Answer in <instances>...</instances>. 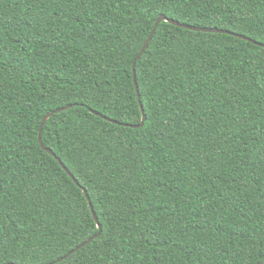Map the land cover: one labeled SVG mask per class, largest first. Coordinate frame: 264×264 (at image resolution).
Returning a JSON list of instances; mask_svg holds the SVG:
<instances>
[{"label": "trees", "instance_id": "16d2710c", "mask_svg": "<svg viewBox=\"0 0 264 264\" xmlns=\"http://www.w3.org/2000/svg\"><path fill=\"white\" fill-rule=\"evenodd\" d=\"M162 14L264 44V0H0V264H264V47L161 23L126 127Z\"/></svg>", "mask_w": 264, "mask_h": 264}, {"label": "water", "instance_id": "95a60500", "mask_svg": "<svg viewBox=\"0 0 264 264\" xmlns=\"http://www.w3.org/2000/svg\"><path fill=\"white\" fill-rule=\"evenodd\" d=\"M162 18H163V17H162ZM166 18H167V17H166ZM167 19H168L169 21H171L170 23H172V24H174V25H176V26H179V27H182V28H185V29L191 30V31H195V32H204V33H221V34L234 35V36H236V37H238V38H240V39H243V40H245V41H248V42H250V43H252V44H254V45H257V46H260V47H261V45H264V44L258 43L257 41H255V40H253V39H251V38H248V37H246V36H244V35L235 34V33H232V32H230V31L219 30V29H212V28H208V29H206V28H197V27H194V26H189V25L181 24L180 22L174 21V20L169 19V18H167ZM157 23L161 24L160 21H159V19H158V21L156 22V24H157ZM157 29H158V28H153L152 33H153V32L156 33ZM152 33L150 34L149 38L147 39V41H146V43L144 44V46H143V48H142V50H141L140 53H143V54H144V53L146 52V50L149 48L150 44L148 43V41H149V40L152 41L153 36H154V35H152ZM146 44H147V45H146ZM141 57H142V56H140V58H141ZM138 61H139V60H136V59H135L134 66H133L134 82H135L136 79H137L136 66H137ZM136 90H137V88H136ZM139 91H140V90H139ZM139 91L137 90V92H138V97H139V100H140V97H141V96H140ZM71 108H72V107H69V106H67V107H63V108L57 109L55 112H51V113H49V114H47V115L45 116V118H44V120H43V122H42V125H41L40 133H39V141H40V144L42 145L43 149L46 150L47 152H49L52 156H54V157L58 160V162L61 164V166L65 169V171L68 173V175H69L71 178H73V177H75V176H74V175L70 172V170L65 166V164L62 162V160H61L60 158H58V157L56 156V154H54V152H52L50 149H48V148L44 145V143H43V137H42V135H43V129H44V126H45V124L47 123V121H48V120H49L54 114H58V113H61V112L67 111V110H69V109H71ZM141 109H142L143 116H144V113H145V111H144V107L141 106ZM97 116H99V117H101V118H103V119H105V120H107V121H110V122H112V123H114V124L122 125L120 122H117V121H114V120H112V119H110V118H107V117L103 116V115L100 114V113H99V115H97ZM144 124H145V121H144V119H143L140 125H136V126H134V125L124 124V126H126V127H132V128H140V127H143ZM41 133H42V135H41ZM75 180H77V179L75 178ZM75 180H74V182H75ZM75 183H76V182H75ZM76 184H77V183H76ZM78 185H79V184H78ZM83 190H84V192H85V194H86V196H87V199H88V201H89V204H90V206H91V210H92V208H94V207H93L92 204H91V199L89 200V197H90V196L88 195L87 190L85 191V188H83ZM92 213H93L94 218H95V220H96V217H97L96 212H93V211H92ZM96 222H97V220H96ZM94 240H95V239H92V238H91L90 240H88L87 242H85V243H83L82 245H80L78 248H76L73 252H71L68 256H66L65 258L61 259L60 261H63L64 259H67L70 255H72V254L76 253L77 251L81 250L82 248L86 247L87 245H89V244H90L92 241H94Z\"/></svg>", "mask_w": 264, "mask_h": 264}, {"label": "snow or ice", "instance_id": "6c2138e0", "mask_svg": "<svg viewBox=\"0 0 264 264\" xmlns=\"http://www.w3.org/2000/svg\"><path fill=\"white\" fill-rule=\"evenodd\" d=\"M82 2H87V0H82ZM156 2H159L161 4H166V3H176V4H180V3H187L188 0H156ZM159 21H160V23H164V24H168V23L171 22L163 14L159 17ZM262 22H264V18H262ZM159 26H160L159 23L151 25L152 28H159ZM152 35H155V32H153ZM148 43L150 44L151 41L149 40ZM129 46H131V45H129ZM261 47H264V45H261ZM142 55H143V53L138 54L135 57V59L136 60H139L140 59V56H142ZM141 82H142L141 77H140L139 74H137V79L135 81V87L137 88L138 91L140 89ZM113 93H115V95H113ZM121 94H122V89H118V88L117 89H112V88H110L108 90H105L99 97L96 98V101H94V102H97L98 101L99 104L108 103L110 105H112L113 102L119 103V100L117 99V97L121 96ZM144 100H145V97L143 95H141L140 100H139V103L141 104L142 107L144 106ZM69 107H72V106H69ZM79 107H81V108H83V109H85L87 111L92 112L93 115H99V113L96 112L93 109L91 103H81L79 105ZM143 119H144L145 122H147L148 119H149L146 111L144 113ZM41 135H42V133H41ZM261 163H264V161H261ZM72 179L75 180V177H73ZM75 182L77 184H79V181L78 180H75ZM85 191H86V189H85ZM90 199H91V197H89V200ZM92 211L95 212V208H92ZM133 215H135V213H133ZM96 220H97V224H96L97 231H96V233L93 234L92 239H99L100 235H102L104 233V231H105L104 224L101 223V222H99V217L98 216L96 217ZM3 255H4V252H3V243H2V241H0V258H2Z\"/></svg>", "mask_w": 264, "mask_h": 264}]
</instances>
